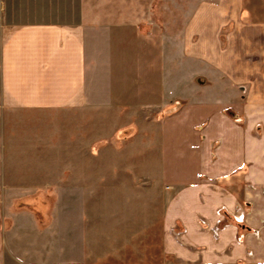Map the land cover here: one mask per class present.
<instances>
[{"label":"crops","instance_id":"crops-1","mask_svg":"<svg viewBox=\"0 0 264 264\" xmlns=\"http://www.w3.org/2000/svg\"><path fill=\"white\" fill-rule=\"evenodd\" d=\"M0 1L5 9L6 0ZM216 19L213 33L220 14ZM246 28L261 37L252 39L251 64L230 57L226 80L235 86L251 81L249 67L264 68V22ZM84 34L83 24L60 21L0 28V264H14V255L20 264H38L46 242L59 241L53 225L46 238L19 199L91 187L99 157L94 146L113 144L126 124L132 141L146 131L161 147L162 249L172 264H264V135H254L251 106L231 105L234 119L220 101H177L173 107L171 80L163 84L142 70L140 45L137 59L125 66L119 52L90 57ZM213 66L218 86L219 55ZM243 66L237 76L232 68ZM259 75L264 82V70ZM142 84H150L143 98ZM141 106L171 109L150 130L142 131L140 120L94 125V112L139 114Z\"/></svg>","mask_w":264,"mask_h":264},{"label":"rangeland","instance_id":"rangeland-1","mask_svg":"<svg viewBox=\"0 0 264 264\" xmlns=\"http://www.w3.org/2000/svg\"><path fill=\"white\" fill-rule=\"evenodd\" d=\"M236 2L6 0L5 9L0 1V28L10 23L34 21L81 23L85 26L84 38L90 57L97 60L95 56L107 55L108 50L112 54L119 52L125 56V66L134 56L137 59L136 49L140 45L142 70L163 84L169 85L171 80L173 107L177 101H220L223 113L234 119L237 116L231 105L235 102L247 104L257 123L254 135L262 136L264 82L260 81L259 73L264 68L249 67L254 74L250 76L251 81L243 85L235 86L226 79L230 74L232 55L243 63L254 61L252 39L261 36L253 34L246 26L264 22V0ZM236 13L240 19L230 17ZM218 14L220 28L216 24L213 33V16L216 23ZM217 55L221 60L222 78L218 86L212 82ZM232 69L239 76L245 66ZM149 85L145 88L142 84V98L149 93ZM217 87L220 96L216 93ZM167 107L150 109L141 106L139 114H129L127 110L123 114V109L120 114L115 113L118 109H105L102 114L94 112L93 121L96 126L101 122L119 126L140 120L142 131L150 130L153 123L159 124L170 112L171 106ZM156 128L152 131L158 135ZM126 129L116 132L113 144L104 142L94 146L93 154L99 157L92 163L91 187L84 186L81 193L76 194L68 192L19 199L21 209H30L34 213L46 238L47 232L52 234L55 229L56 239H59L54 245L46 242L44 252H39L43 258L38 264H57L59 259V264H172L170 256L164 255L162 249L157 195L161 147L158 141L148 140L146 131L141 132L139 141H132V131L126 132ZM133 158L139 161L133 162ZM67 171L65 175L69 174ZM13 263L20 264L15 255Z\"/></svg>","mask_w":264,"mask_h":264}]
</instances>
